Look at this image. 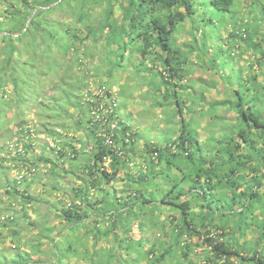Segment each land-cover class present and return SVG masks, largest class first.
Segmentation results:
<instances>
[{
  "label": "trees",
  "instance_id": "1",
  "mask_svg": "<svg viewBox=\"0 0 264 264\" xmlns=\"http://www.w3.org/2000/svg\"><path fill=\"white\" fill-rule=\"evenodd\" d=\"M194 1L0 0V139L4 141L2 132L11 123L12 128L6 130V133L20 135L26 150L32 155L31 138L24 117L26 114H33L41 120L43 133L51 138L54 145H44V151L52 155L53 159H40L46 164H55L56 160L65 161L70 166V163H75L76 168L78 163L79 170L75 168L72 173L76 174L77 171L80 183L72 188L77 202L66 204L59 200L62 205L54 207L59 213L55 219L61 223V231L56 232L53 225H44L41 221L40 224L33 223L27 219L26 210L31 207L23 204L36 200L27 190L18 188L21 187L19 184L27 183L26 179L6 182L0 194V203L5 205L0 212L6 214L0 220V264H51L60 250L62 253L57 259L60 261L59 257H62L63 264L68 259L69 246L66 245L68 242H61L56 234L64 230L72 232L79 229H83V235L77 242V251L73 257H86L85 242L93 234L90 261L98 260V264H104L105 259L112 260V253L106 258L103 248L96 247L100 237L107 241L111 237L118 248L122 244L128 247L130 237L122 238L116 229L121 225L125 226V218H137L149 209L150 214L154 215L152 226L158 227L163 236L167 235V240L160 243L154 238L155 242L147 250L151 263L146 264H161L166 258L171 260L180 250V255L174 258L173 264H195L188 260V255L193 250L188 245L183 246L182 238L184 235H188V238L197 234L199 227L205 229L206 238L203 240L212 254V258L206 259L204 263L220 264L221 261L222 264H233L234 258L236 264H264V81L259 80L262 73L260 68L264 66V0H245L246 13L241 12L233 0H209L211 6L220 13L217 23H225V28L230 27L228 40L245 42V49L259 55L256 60L259 69L258 73L251 72L247 78L241 75L240 80L234 76L237 86L226 80L230 84L228 91H224V84H221L222 94L228 93L229 96L211 104L216 109L223 103V107L234 103L235 107L232 108L236 117L230 119L232 127L227 130L229 136H223V140L219 139L220 136H211L210 132L214 133L215 130L213 126L217 125L213 123L210 124V129H204L208 137L202 141L196 137L195 132L186 131L184 124L188 125L192 118L188 117L189 121L184 119V113L193 116L198 111L196 107L193 108L196 103L191 101L185 106L177 98V89L182 92L188 90L179 83L191 74L192 68L188 67L186 70V52L176 46L175 35L186 23L190 25L193 37L199 32L193 27L195 20H198L196 16L201 15ZM103 4L104 8H101L96 18L99 20L96 26L92 22L96 19H92L91 10L96 6L102 7ZM115 11L119 14L117 18L114 16ZM57 13H66L71 23L60 22L55 17ZM209 21L214 23L211 18ZM244 26L248 30L240 32L239 29ZM81 28L86 31L85 38L79 37ZM200 34L205 41L208 40L204 36L207 33ZM91 38L102 41L97 54L98 63L93 66L90 74L84 73L81 77H76L73 75V68H78L82 59L91 58L88 55H92V48L81 50L85 39ZM214 38H219V35ZM38 40L40 46L36 44ZM15 43L17 48L14 47ZM195 50L191 44L188 52ZM68 54L71 56L70 66H66ZM127 69H131L138 77L140 73L155 77L156 81L150 82L149 87L152 95H160V89L164 88L165 94L160 96L163 101L161 105L177 108V112L173 109L170 116L173 121L177 115L181 127L178 136L164 137L167 141L163 146L144 142L145 151L149 153V158L144 160L146 170L144 173L139 172L136 179L124 172L121 179H125L132 187L137 182L145 186L130 191L125 197L113 196L111 200L106 191L114 188L118 175L127 167L128 158L125 160L122 155L126 151L132 152L133 147L130 150H125L124 147L131 145L130 140H136L138 134L133 133L129 125L118 119L117 108L106 116L99 108H107L108 102L112 100L119 102L121 98L130 97L124 86L118 87L116 96L111 90L116 82L127 76ZM95 71L107 78L106 82H102V78L99 80L98 95H92L91 90H86V78ZM238 72L241 73L239 70ZM199 80L189 82L196 84ZM8 83L11 84V90H6ZM233 86L236 88L233 89ZM83 98L89 100L84 101ZM153 104L160 105L157 102ZM69 108L73 109L72 113H69ZM11 109L13 110L10 111ZM205 111L203 110L204 117ZM11 113H14V122L9 118ZM95 113H98V118H95ZM62 115L68 121L67 124L64 121L57 125L61 132L49 129L48 124L53 117L55 116L54 120L61 121ZM114 122L117 125L111 129ZM66 129L69 132H81L83 139L70 143L75 139L68 135V131L65 132ZM107 138H110L111 145L106 144ZM74 144L79 148H75ZM105 158L108 159L106 165ZM29 159L32 157L13 158L17 162L24 160L25 165L31 163ZM157 164L161 169L155 171ZM54 166L56 167L51 165L52 171ZM157 176L166 180L168 187L165 195L159 199L157 192L146 191ZM54 184L50 185L52 190L55 188ZM93 192L100 195L99 199L91 200ZM15 199H19L16 200L17 204L24 202L20 205V210L13 208ZM214 203L215 211L211 208ZM193 208H199L200 212H193ZM30 211L35 213L33 208ZM256 211H259L258 216L254 215ZM162 215L170 219L169 234L165 231L166 220H160ZM91 221L94 225L88 227V222ZM104 222H109L112 231L107 230L108 225L104 231H100L99 225ZM214 229L216 233L212 234L211 230ZM33 230L36 233L32 239ZM228 230H233L238 239L245 237L246 232L258 231L259 235L248 249L245 242L230 250L229 242L225 240V231ZM27 234H30L29 238ZM43 239H46L50 248L45 252L46 258L41 260L39 256L44 254L41 249ZM143 243L141 237L140 246ZM182 247L186 249L182 251ZM114 248L110 246L106 249L110 252ZM157 250L160 254L153 256ZM242 251H246V256L239 258Z\"/></svg>",
  "mask_w": 264,
  "mask_h": 264
},
{
  "label": "rangeland",
  "instance_id": "2",
  "mask_svg": "<svg viewBox=\"0 0 264 264\" xmlns=\"http://www.w3.org/2000/svg\"><path fill=\"white\" fill-rule=\"evenodd\" d=\"M235 5H238L241 12L246 13L247 12V1L245 0H233ZM195 7L198 9V13H200V16H196L198 20H195L194 28L195 31H199L195 37H193V33L190 32V25L186 23L183 27H181L180 31L175 35L176 40L175 44L176 46L180 47L181 50L186 52V58L188 65L186 67V70H188V67L192 68V72L190 75H187L184 77V79L179 83L185 85L188 90L186 89L185 92L179 91L177 89V98L179 101L184 102V105L187 106L190 104V102L196 103L193 108H195L196 111L194 115H187L184 113V119H188V117H192L191 121L188 122V125H186V131L195 132L197 134V138L199 137V140L202 141L204 138L208 137V133L204 131V129H210V124H217L216 126H213V129H215L211 133V136L219 137L220 140H223V136H229V132L227 130H230V127H232V124L230 123V119H233L236 117V114H234V109L232 107H235L234 103L230 104L228 103L227 107H223L224 103L222 105H218L216 109L214 106H212L213 101L223 100L226 96H229L228 93L222 94L220 87L221 84L223 85V89L225 91H228L227 88H229L230 84L227 83L226 80L236 83L235 78L237 77L240 80V76L242 75L243 78H247L249 75H251V72L258 73L257 70L258 65L256 63V60L259 59V55H255L252 53L250 49H245V42H236L228 40L227 36L230 32V27L225 28V23L222 25L217 23V18L220 17L219 11H216L211 4L209 3V0H195L194 1ZM100 8V9H99ZM101 8H104V4L102 7L96 6L92 8L91 11H93L91 14L92 19H96L98 17V14L101 10ZM114 16L117 18L119 17V14L115 11ZM56 19H58L60 22H64L67 24H70V18L63 14H55ZM214 20V23L209 21V19ZM94 25L99 22V20H93L92 21ZM98 26V25H96ZM223 28H221V27ZM74 27V26H72ZM225 28V29H224ZM248 30L246 26L239 29L240 32ZM200 33H205L204 36L208 40H204L203 36H201ZM263 33V32H262ZM247 34V33H246ZM264 34V33H263ZM219 35V38H214L215 36ZM86 31L84 28H81L79 30V37L85 38ZM209 37H211L209 39ZM91 39H85V42L81 45V50L88 48H92V55L89 54L91 58H85L82 59V62L80 63V66L78 68H73V75L76 77H81L86 74H90L93 66L98 63L97 61V54L100 51V47L102 44V41L100 39L98 41ZM197 40V41H196ZM95 41V42H94ZM195 41V43H194ZM38 46L39 40L36 42ZM191 44L196 48V53L192 52L189 53V47ZM263 46V45H262ZM14 47L17 48V43L14 44ZM54 50H56V47H53ZM193 48V47H192ZM200 53L202 54L200 56ZM200 56V60L198 57ZM70 55H67V63L66 66H70ZM25 56H23L22 60H24ZM83 65V67H82ZM252 66V68H251ZM215 67V68H213ZM230 69L234 71H230ZM261 76L259 77V80L264 81V66L261 68ZM191 70V69H189ZM238 70L241 72L239 73ZM125 74L126 77L122 78L114 86L112 87V93L114 96H116V93L119 91V86H124L125 91L127 92L130 97L128 99H119V102H117L118 106V119L129 125L133 133L138 134V138L136 140H130L131 145H127L124 147L125 150H130V147H133L132 152H125L123 153V158L125 160L128 158L127 167L124 169L123 172H120L118 175L119 179L118 181H115L113 186L114 188H108L106 193H108V197L112 200L113 196L119 197L120 195L126 196L130 191H135L136 189H140L143 185V183H135L134 186H129L128 183H126L125 179H121L124 172L131 175L132 179H136L137 174L139 172L144 173L145 159L149 158V153L145 151L144 148V142L147 141L148 143H153L152 145H158L163 146L165 145V142L167 141V138L164 137H176L180 134V121L179 117L176 115L175 119H173L170 115L173 113V109L177 112V108L169 105H161L163 104V101L161 99V94H165L164 88L160 89V95L154 96L151 93L150 82L156 81L155 77H152V75H143L139 74L134 75L132 73L131 69H127ZM253 74V73H252ZM102 78V79H101ZM86 82L88 83L86 90H91L92 95H98V84L99 80L101 79L102 82H106L107 78L105 76H101V73L93 72L92 75L89 76V78H86ZM200 79L196 84L190 83L189 81H197ZM130 80V81H129ZM129 81V83H127ZM220 84V85H218ZM216 85V86H215ZM215 86V89H214ZM237 86V85H236ZM6 90H11V84H7ZM129 88H133L130 90ZM179 88V87H178ZM236 87L233 86V89ZM218 90V91H217ZM223 91V90H222ZM193 92H195L193 94ZM9 93L7 94V96ZM149 95V96H148ZM203 96V97H202ZM248 96V95H246ZM119 97V96H118ZM116 97V98H118ZM194 97V98H193ZM151 98H154L152 100ZM84 101H88L89 99L83 98ZM83 101V100H79ZM154 102L160 103V105L153 104ZM247 106V105H246ZM232 108V109H231ZM180 109L186 111L182 107ZM11 109L10 111H12ZM72 108H69V113H72ZM205 111V117L203 116ZM228 110V111H227ZM179 111V110H178ZM175 113V112H174ZM14 113L9 114L10 120H13ZM108 115V114H107ZM57 117V116H56ZM27 121V129L29 132V136L31 138V144H32V155H29L30 151L28 152L25 148L23 138L18 134L13 133H6V130H11L12 125L9 123L5 130L2 132L4 141L0 139V194H2V188L6 186V182L12 183L15 182V180H18V176L23 172L24 179H26L25 185L19 184L21 187H18L19 189H25L28 191L30 196L33 197L35 202L27 203L23 205H27V207H31L30 210H34L35 213H32L29 209L26 210L28 217L27 219L29 222H37L40 221L44 225H53L55 226L56 232L61 231V223L58 219H55L59 213L54 208H59L62 204L59 203L61 201L65 202L66 204L68 202H77L75 198L73 197L72 188L78 186L79 183V177L76 171L75 173H72L75 170V163H70L72 166L69 165V163H66L65 161L62 162L61 160H56L55 164H46L44 163L42 158H48L53 159L52 155H50L48 152L44 151V145L48 144V146H54L51 138H47L45 133L42 131V125L41 120H39L36 116H33V114L29 115L26 114L24 117ZM55 116L53 117V120L49 122L48 128L55 130L56 132H61L60 129H58L57 125L62 124L64 121L67 124L68 119L65 120V116H61V121L54 120ZM96 118V117H95ZM236 120V118H235ZM172 121V122H171ZM189 121V119H188ZM14 122V120H13ZM12 122V123H13ZM208 125V126H207ZM56 129H54V128ZM68 129L65 130L67 132ZM64 132V133H65ZM69 132V131H68ZM71 138L75 139L70 143H76L79 141V139H83V135L81 132L74 133L73 131L69 132L68 134ZM213 137V138H214ZM76 141V142H74ZM75 148H79L78 145L74 144ZM210 156V155H209ZM14 157H17L18 159L24 158L29 159L30 165L27 166L26 171H21V169L25 166L24 160H18V162L13 160ZM154 162H156V159H153ZM50 163V162H49ZM59 166H58V165ZM197 164V163H196ZM199 164V162H198ZM51 165H56L55 169L52 171ZM80 165V163H79ZM77 170L78 169V163H77ZM161 169V166L157 164L155 166V171H158ZM71 173V175H70ZM177 173V172H176ZM4 177V178H3ZM51 183H55V188L52 190ZM145 186V185H143ZM25 187V188H24ZM168 190L167 187V181L164 179L159 178V176L154 179L150 185L146 188L147 192H157L158 199L159 197H162L165 195L166 191ZM260 192H263L262 189H260ZM173 193H170V196H172ZM91 200L99 199L100 195L98 193L93 192ZM1 199V198H0ZM184 199V198H183ZM15 199V202L12 203L16 210H20L22 204H17ZM61 200V201H59ZM1 201V200H0ZM13 202V201H11ZM1 204V203H0ZM33 204V205H30ZM216 204H212L211 208L215 211ZM0 205V210L3 209ZM149 209V207H148ZM107 210H109L107 208ZM193 212L199 213V208H193ZM2 212V211H1ZM0 212V220L6 216V214H1ZM150 209L146 211L144 215L137 216V218L134 217H128L124 219L125 226L121 225L120 228L116 229V232L119 233V235L122 238H129V245L126 247V245H120L118 248L113 242L110 237L108 239L109 241L105 240L103 237H100L96 247L103 248L104 254L107 256H110L109 253H112V260L107 261L105 259L104 264H146L151 263V260L148 259L147 256V250L152 246V244L155 242V239L159 241L160 243L163 242V240H167L166 236H163L160 232L159 228L156 226H152V222L154 220V215L150 214ZM167 212V211H166ZM169 213V211L167 212ZM39 215V216H38ZM254 215H259V211H256ZM165 215L160 216V220H166V227L165 231L167 234H169V229L171 228V225L169 224V217L165 218ZM171 216V215H170ZM40 217V219H38ZM261 218V217H260ZM114 218H112L113 220ZM218 221H216L217 223ZM40 224V223H39ZM93 222H88V227H91ZM94 225V224H93ZM109 227V222L106 223H100L99 228L100 231H104L106 226ZM36 227L35 224H33V227ZM118 226V225H117ZM128 229V230H127ZM254 229V228H252ZM59 230V231H58ZM107 230L112 231V228L109 227ZM118 230V231H117ZM204 228H198V233L194 234L192 237H188V235H184L182 238V244L183 246H190L193 250L188 255V260L195 262V264H206V259L212 258L211 252L209 253L206 244L203 239L206 238L204 235ZM1 231V230H0ZM212 234L216 233V230H211ZM251 231V230H250ZM36 230L31 233V238L33 239L35 237ZM54 234V233H53ZM219 234V233H218ZM58 235V239L61 242H68L66 245L69 246V251L67 250V256L68 259L71 258L69 261H64L63 264H98L99 261L95 260L94 262H91V242H92V236L93 234H90L87 238L86 244V257L81 259H75L74 254L77 251L76 245L77 242L80 240L81 236L83 235V229H79L76 231H69L64 230L63 232L56 234ZM225 240H228L229 245L228 248L230 250H234L237 246H241L246 242V249H248L250 244L252 242L257 241L258 238V231L252 232H246L245 237L243 238H237L238 235L233 233V230L225 231ZM27 238L30 237V234L26 235ZM53 236V235H52ZM51 236V237H52ZM142 237L144 243L140 246L139 239ZM235 237V238H233ZM155 238V239H154ZM26 239V238H25ZM46 239H43V246L42 251L44 252L43 255L39 256L41 260H44L47 256V252L49 250V243H46ZM7 245L8 243L5 242ZM45 244V245H44ZM115 247L114 250H111L109 252V247ZM162 246V245H160ZM182 251L186 248L182 247ZM2 249V248H1ZM128 249V251H127ZM94 251V250H93ZM46 252V253H45ZM181 250L179 251V253ZM62 250H60L56 255L57 257L52 253V256L56 257L55 260L52 261L51 264H61L62 257L60 258V261L57 259L58 255H61ZM179 253L175 254L176 258ZM160 254V251L157 250L153 256H158ZM180 255V254H179ZM246 256V251H242L239 255V258H243ZM173 259L166 258L163 263L161 264H173ZM182 259L180 258V261ZM235 259H232V263H235ZM222 264V262H219ZM183 264H187L184 262ZM239 264V263H237ZM248 264V263H246Z\"/></svg>",
  "mask_w": 264,
  "mask_h": 264
},
{
  "label": "built area",
  "instance_id": "3",
  "mask_svg": "<svg viewBox=\"0 0 264 264\" xmlns=\"http://www.w3.org/2000/svg\"><path fill=\"white\" fill-rule=\"evenodd\" d=\"M117 107V104L115 103V101L114 100H112L111 102H108V107L107 108H99V110L101 109V112H102V114H104L105 116L108 114H111V113H113L114 112V109ZM98 113H95V117L96 118H98ZM115 123H113L112 125H111V129H113L114 127H115ZM106 144H109V145H111V140H110V138H107L106 139ZM119 154H121V153H119ZM107 162H108V159L107 158H105L104 159V164L106 165L107 164Z\"/></svg>",
  "mask_w": 264,
  "mask_h": 264
},
{
  "label": "clouds",
  "instance_id": "4",
  "mask_svg": "<svg viewBox=\"0 0 264 264\" xmlns=\"http://www.w3.org/2000/svg\"><path fill=\"white\" fill-rule=\"evenodd\" d=\"M115 103H117L116 101H115ZM117 108V111L116 112H118V106L116 107ZM115 112V111H114ZM116 125H117V123L116 122H114ZM113 124V123H112ZM115 125V126H116ZM115 128V127H114ZM113 128V129H114ZM127 144V143H126ZM127 146V145H126ZM30 164H28V165H25L22 169H21V171H26L27 170V166H29ZM24 178V176H23V172H21V174L18 176V180H22ZM18 180H16V181H18Z\"/></svg>",
  "mask_w": 264,
  "mask_h": 264
},
{
  "label": "crops",
  "instance_id": "5",
  "mask_svg": "<svg viewBox=\"0 0 264 264\" xmlns=\"http://www.w3.org/2000/svg\"><path fill=\"white\" fill-rule=\"evenodd\" d=\"M195 53H196V51H194ZM218 85H220V84H218Z\"/></svg>",
  "mask_w": 264,
  "mask_h": 264
}]
</instances>
